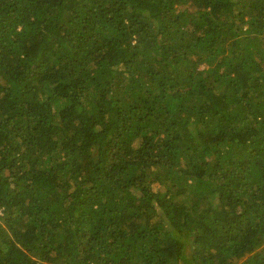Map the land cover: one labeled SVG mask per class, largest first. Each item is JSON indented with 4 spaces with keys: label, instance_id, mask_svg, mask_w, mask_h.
<instances>
[{
    "label": "trees",
    "instance_id": "1",
    "mask_svg": "<svg viewBox=\"0 0 264 264\" xmlns=\"http://www.w3.org/2000/svg\"><path fill=\"white\" fill-rule=\"evenodd\" d=\"M0 264H264V0H0Z\"/></svg>",
    "mask_w": 264,
    "mask_h": 264
},
{
    "label": "rangeland",
    "instance_id": "2",
    "mask_svg": "<svg viewBox=\"0 0 264 264\" xmlns=\"http://www.w3.org/2000/svg\"><path fill=\"white\" fill-rule=\"evenodd\" d=\"M203 67V66H202Z\"/></svg>",
    "mask_w": 264,
    "mask_h": 264
}]
</instances>
